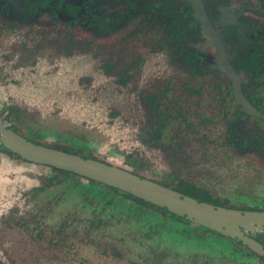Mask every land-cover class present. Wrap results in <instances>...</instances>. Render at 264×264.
I'll list each match as a JSON object with an SVG mask.
<instances>
[{
  "label": "flooded vegetation",
  "instance_id": "af4514ba",
  "mask_svg": "<svg viewBox=\"0 0 264 264\" xmlns=\"http://www.w3.org/2000/svg\"><path fill=\"white\" fill-rule=\"evenodd\" d=\"M4 40L32 44L31 52H0V65L3 58L5 65L13 63L10 71L6 69L13 79L5 89L15 83L22 95L44 98L45 93H66L67 87L78 91L77 102L84 109L92 106L91 114L98 109L110 121L138 118L127 127L134 141L130 146L137 147L149 170L169 179L148 177L94 155L90 158L217 207L264 213V0H0V47ZM198 40L203 52L190 47ZM44 42L64 49L48 52ZM55 79L56 83L49 82ZM19 160L33 162L0 140L2 180L7 168L10 177L19 171L13 163ZM210 187L217 189L221 198L214 196ZM113 189L133 201L129 211H107L110 204L92 196L94 202L87 199L86 203L99 210L83 209L75 214L87 216L94 225L106 216L117 222L130 220L128 224L139 223L143 216L152 220L148 224L151 245L143 243L131 250L128 264H179L193 245L210 253V264H264V255L236 236L112 185L106 192ZM234 197L242 203L233 204ZM15 213L0 211V240L12 241L0 242V264H26L27 260L19 258L26 250L32 251L29 255L47 256L73 250L61 236L73 222L60 223L59 243L56 237L50 244L31 243L43 230L35 228L36 224L28 227L33 225L29 217ZM167 229L181 235L175 241L171 238L177 245L157 243ZM200 230L208 233L200 234ZM240 230L264 249V227L245 225ZM157 244L168 245V251L160 253ZM173 245L183 252L166 261L163 258L174 250ZM113 246L109 249L114 257L125 255L118 245ZM32 262L40 263L37 258Z\"/></svg>",
  "mask_w": 264,
  "mask_h": 264
},
{
  "label": "rangeland",
  "instance_id": "374dc122",
  "mask_svg": "<svg viewBox=\"0 0 264 264\" xmlns=\"http://www.w3.org/2000/svg\"><path fill=\"white\" fill-rule=\"evenodd\" d=\"M201 42V40L193 41L190 43V47L198 52H203L201 51ZM8 43H10V40H8V42L5 40L3 41L0 52L4 51V54H9L13 51V44ZM55 46L56 44L51 42L43 43L44 50L48 52L55 51L56 53L64 49L61 45H59L58 49ZM76 50L78 51V47L75 48V51ZM5 59L6 58L1 59L0 65V117H3L6 124L12 125L13 128L17 129L21 134L29 137L35 142L52 147H54V145H59L74 150H81L88 155H94L97 158L107 160L115 165L124 166L148 177H155L158 180L166 178L160 177L157 171L149 170L143 156L137 153V147L134 145L130 146L132 142L130 138L131 132L130 128L127 129V127L132 121L138 118H110L112 119L110 121L109 118L104 117L105 112L102 111L101 113L98 109H95V113L92 112L93 114H91L90 107L92 106L84 109L85 106H81V103L77 102L79 97L78 91H76V93L68 91L67 87H65L67 90L66 93H58L56 96L52 94V92H50L51 95L45 93L44 98L43 96L40 98H30L26 95H22L17 91L15 83L8 84L12 86L9 89H5V84L13 79L11 78L12 74L6 72V69L10 71L13 63L11 62L5 65V62H7ZM42 65L43 67H47L46 63H42ZM57 80L58 79L47 80V83L51 81L56 83ZM215 136L216 135L213 134V137ZM132 143H134V141ZM13 163L19 171H16V174L10 177V170L7 168L6 170L8 173L5 175L4 180L0 178V211L13 210V212H16L14 214L15 216L17 214L22 216L25 215L26 218L29 217L33 224L30 226L27 225L28 227H35L36 224L35 228L43 230L40 237L38 235L35 237L37 241L32 239L30 235L25 236L22 233L25 237L32 239L31 243L50 244L52 237H56L55 242H59L58 239L64 236V239H62V237L61 239L69 248L73 247L71 251L66 250V253L56 252L57 254L53 256H47L44 252L43 255H29L32 251L29 252L26 250L27 254L19 257L27 260L26 262L23 261L24 263L30 264L31 260L37 258L40 262L39 264H51L48 261L52 258L54 260L52 264H128V259L130 257L128 255L129 253L135 251L136 248L143 243L151 245V231L148 230V224L152 220L145 216H143L145 218L141 217V219H138L137 221H139V223L137 224H128L126 222L130 220L117 222L114 218H111V216H106L102 218V221L109 220L108 223L110 225L106 228V221L102 222L100 220L98 225H94L89 218H86L87 216L80 218L78 214H75L83 209L86 211L99 210L87 205L88 203L83 200V195L77 192L78 185L81 186V184H78V181L86 184L85 186L91 183L87 178L80 177L70 172H60L57 171L55 167L40 163L24 160ZM233 166L234 164H231L230 168ZM220 167L223 169L226 168ZM239 171L241 172V170ZM166 179L168 180L169 178ZM74 191H76L77 194H69ZM210 191L214 196L216 195L221 198L222 195L217 189L210 187ZM121 194L122 193L117 189H113L108 192L106 196H103L102 202L110 204L107 211L113 213L122 210L125 212L129 211V206L133 205V201L123 197ZM239 194L240 192L236 195L238 198ZM68 199L72 202V208L70 207L69 209L66 207V201ZM234 200H237V198L234 197L233 200H231L233 204L237 203V205H239L242 203L239 199L238 201ZM83 205H85V207H83ZM74 208L77 209L72 211ZM91 216L94 217L95 215ZM63 220L68 223H73L70 225L69 229L59 236L58 230ZM92 220H94V218ZM78 221H80V223H78ZM144 221H146L147 224L144 223ZM152 225H154V223ZM162 233L164 237L162 236V240H159L157 243H174L177 245L171 238H174L175 241L177 237H181L174 229H167ZM196 233L199 234L198 232ZM207 233L206 230H200V234L206 235ZM158 239H160V237ZM2 241L7 244L12 243V241L6 239L0 240V242ZM74 243L76 244L74 245ZM94 243H99V246H94ZM80 244H85L84 247L86 248L84 249V247H82V249L77 251V246ZM101 245L102 247H100ZM113 245H118L125 255L114 257V251L109 249L111 246L115 247ZM157 245L160 253H162L163 250L166 252L169 249L168 245ZM126 247L129 250H126ZM8 248L13 249V245ZM75 248L77 250H74ZM34 249L35 247L32 249L33 253ZM173 249L174 250L169 251V254L163 259L167 261L168 259L175 258V254L181 251L177 249V247L175 248V246ZM206 251L199 249L196 245L189 246L186 253H183L182 258H180L183 261H178V263L210 264V253ZM177 256L179 255L177 254ZM31 264H34V262Z\"/></svg>",
  "mask_w": 264,
  "mask_h": 264
},
{
  "label": "water",
  "instance_id": "95a60500",
  "mask_svg": "<svg viewBox=\"0 0 264 264\" xmlns=\"http://www.w3.org/2000/svg\"><path fill=\"white\" fill-rule=\"evenodd\" d=\"M0 140L4 146L23 158L106 182L200 224L236 236L264 255L261 245L240 230V227L245 225L264 227V213L217 207L179 193L127 169L31 141L9 128L2 118H0Z\"/></svg>",
  "mask_w": 264,
  "mask_h": 264
},
{
  "label": "trees",
  "instance_id": "16d2710c",
  "mask_svg": "<svg viewBox=\"0 0 264 264\" xmlns=\"http://www.w3.org/2000/svg\"><path fill=\"white\" fill-rule=\"evenodd\" d=\"M12 44H13V46H14V48H13V50H22V51H28V52H31V51H29V50H32V44L30 45V43H26L25 41H12ZM32 58V57H31ZM64 150H66V151H69V152H74V153H79L78 151H71L70 149H64ZM80 155H82V156H85V157H90L91 155H88V154H86V155H84V154H81L80 153ZM93 157V156H92ZM61 172H70V173H72L71 171H69V170H66V169H59ZM88 178V177H87ZM92 180H93V182H92ZM88 181H90V182H92V183H89L88 184V186H85L86 184H83V183H81L80 181H78V184H81V186L80 185H78V188H77V192L78 193H80V194H82L83 195V200H84V202H86L87 201V199H94V198H97V197H100V198H102L103 199V196H105L106 195V190H107V187H109V184L108 183H106V182H103V181H101V180H97V179H92V178H88ZM77 192L76 191H74L73 193L71 192V193H69V194H77ZM94 198H93V197ZM70 198V197H69ZM134 198H136L135 196H134ZM92 201V200H91ZM94 201H92V203H93ZM154 203V202H153ZM66 204H67V206L66 207H68V209L71 207V204H72V202H71V200L70 199H68L67 201H66ZM149 204V203H148ZM161 207V206H160ZM72 208V207H71ZM162 209L164 208L163 206L161 207ZM75 209H77V208H74L72 211H75ZM165 209V208H164ZM166 210V209H165ZM59 243V242H58Z\"/></svg>",
  "mask_w": 264,
  "mask_h": 264
}]
</instances>
